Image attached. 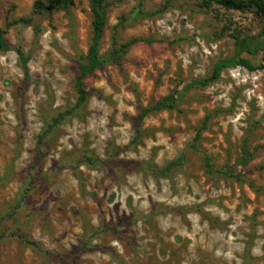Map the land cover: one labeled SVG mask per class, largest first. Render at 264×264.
Returning <instances> with one entry per match:
<instances>
[{
  "label": "rangeland",
  "instance_id": "374dc122",
  "mask_svg": "<svg viewBox=\"0 0 264 264\" xmlns=\"http://www.w3.org/2000/svg\"><path fill=\"white\" fill-rule=\"evenodd\" d=\"M34 1L0 0L1 28L27 20L4 36L28 57L26 74L0 51V264H264V52L243 54L253 70L191 85L264 16L103 0L99 51L120 56L85 77L84 108L50 126L74 107L93 13L89 0L51 12ZM169 95L171 108H152Z\"/></svg>",
  "mask_w": 264,
  "mask_h": 264
},
{
  "label": "trees",
  "instance_id": "16d2710c",
  "mask_svg": "<svg viewBox=\"0 0 264 264\" xmlns=\"http://www.w3.org/2000/svg\"><path fill=\"white\" fill-rule=\"evenodd\" d=\"M201 5L204 7H211L213 3H216L225 10H235V11H245L250 10L256 15L264 16V0H199ZM71 0H35L32 4L33 12H51L59 8H67ZM91 10L93 13L92 19V36L90 44L88 46L87 52L83 58V63L79 67L78 74L75 79V91H76V101L74 107L71 109L63 110L52 118L51 124L55 125L60 123L64 118L70 116L76 111L82 110L86 104L88 98V92L84 87V79L95 69L101 67L104 63L117 60L120 56L118 51L111 50L108 54L103 55L100 53V41L102 38L103 28L105 24V16L103 10V0H89ZM16 23H27V20L23 17L14 19L13 21L7 22L4 28L0 27V51L7 52L13 51L16 53L24 72L28 73V57L24 54L19 46L10 45L5 39V31L11 25ZM234 39V52L233 55L227 60H217L214 64L212 73L203 78L196 79L191 85H198L205 87L210 83L218 79L220 71L231 64L241 65L247 69L253 70L257 67L252 65L250 60L243 56V54L255 55L259 52H264V23L262 30L259 34H242L238 32L233 35ZM123 48L129 46V43L122 45ZM174 104V99L172 95L164 97L161 99L153 109L160 108H171ZM151 111L150 108L143 109L140 118L144 117L147 113ZM199 135L196 134L195 138L198 139ZM42 137H39L38 145L41 143ZM204 161L209 165V158L204 157ZM175 164L174 161L167 163L163 171L169 170Z\"/></svg>",
  "mask_w": 264,
  "mask_h": 264
}]
</instances>
